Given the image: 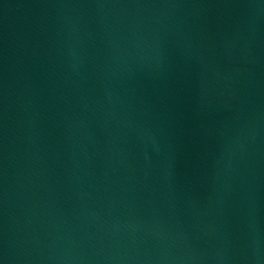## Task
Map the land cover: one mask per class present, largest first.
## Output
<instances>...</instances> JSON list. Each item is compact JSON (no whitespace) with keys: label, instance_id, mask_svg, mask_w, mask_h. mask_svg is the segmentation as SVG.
Masks as SVG:
<instances>
[{"label":"water","instance_id":"obj_1","mask_svg":"<svg viewBox=\"0 0 264 264\" xmlns=\"http://www.w3.org/2000/svg\"><path fill=\"white\" fill-rule=\"evenodd\" d=\"M0 264H264V0H0Z\"/></svg>","mask_w":264,"mask_h":264}]
</instances>
